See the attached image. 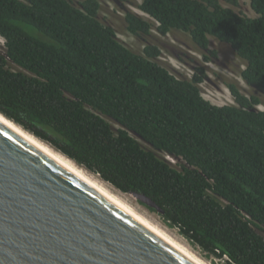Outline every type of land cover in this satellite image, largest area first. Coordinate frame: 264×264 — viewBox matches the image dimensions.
Returning a JSON list of instances; mask_svg holds the SVG:
<instances>
[{
    "label": "trees",
    "instance_id": "obj_1",
    "mask_svg": "<svg viewBox=\"0 0 264 264\" xmlns=\"http://www.w3.org/2000/svg\"><path fill=\"white\" fill-rule=\"evenodd\" d=\"M248 3L253 18L237 0H141L152 22L119 19L135 38L186 37L205 61L211 43L228 46L251 93L228 85L234 103L216 106L201 95L202 65L172 74L156 39L134 52L99 0H0V114L115 190L151 199L206 259L264 264V0Z\"/></svg>",
    "mask_w": 264,
    "mask_h": 264
},
{
    "label": "water",
    "instance_id": "obj_2",
    "mask_svg": "<svg viewBox=\"0 0 264 264\" xmlns=\"http://www.w3.org/2000/svg\"><path fill=\"white\" fill-rule=\"evenodd\" d=\"M0 264L203 263L0 118Z\"/></svg>",
    "mask_w": 264,
    "mask_h": 264
},
{
    "label": "rangeland",
    "instance_id": "obj_3",
    "mask_svg": "<svg viewBox=\"0 0 264 264\" xmlns=\"http://www.w3.org/2000/svg\"><path fill=\"white\" fill-rule=\"evenodd\" d=\"M238 5L241 8L243 14L247 17L253 18L254 15L249 9L248 0H237ZM101 9L99 17L102 19L105 17L106 23L114 25L116 36L118 40L129 46L134 52H141L146 41L157 40V44L160 48V56L158 63L166 67L172 74L178 76H191L196 64L202 65L205 69V81L200 85L202 97L216 106L232 105L233 99L227 89L228 85L236 86L241 94L245 96L250 95V89L246 86L243 80L240 78L239 73L243 70L242 62L237 59L231 49L223 44L211 43L210 50L215 52L214 59L205 61L195 48H191L190 52L188 49V39L185 37L184 40L179 43L180 37L178 35L169 34L166 37L155 35L151 33L149 38H135L128 34L122 27V20L124 12H131L136 16L143 18L149 22H152L145 14H143L137 6L141 3V0H99ZM224 7V4H221ZM238 7V8H239ZM237 12V9L233 10ZM119 22V24H118ZM3 40L0 38V49L3 47ZM264 111V99L262 105L257 107ZM173 164L175 161L167 159ZM94 175V174H93ZM97 177V175H94ZM98 178V177H97ZM99 179V178H98ZM100 180V179H99ZM101 181V180H100ZM106 184V183H105ZM111 187L109 184H107ZM112 188V187H111ZM114 189V188H112ZM115 190V189H114ZM117 191V190H115ZM126 204L131 206L136 212L142 214L152 224L158 226L164 230L172 239L182 244L190 252L195 254L200 259L204 260L208 264H224L215 258H205L196 248L192 247L184 238H182L175 229L166 227L157 212H150L144 206L140 205L133 197L128 194H123L117 191ZM260 234L264 236V231H260Z\"/></svg>",
    "mask_w": 264,
    "mask_h": 264
},
{
    "label": "bare ground",
    "instance_id": "obj_4",
    "mask_svg": "<svg viewBox=\"0 0 264 264\" xmlns=\"http://www.w3.org/2000/svg\"><path fill=\"white\" fill-rule=\"evenodd\" d=\"M0 118L2 120H4L6 123H8L10 126H12L13 128H15L16 130H18L19 132H21L23 135H25L26 137H28L29 139H31L33 142H35L36 144H38L40 147H42L43 149H45L46 151H48L50 154H52L53 156H55L56 158H58L60 161H62L63 163H65L66 165H68L69 167H71L73 170H75L76 172H78L79 174H81L82 176H84L85 178H87L88 180H90L92 183H94L95 185H97L98 187H100L101 189L105 190L106 192H108L110 195H112L113 197H115L116 199H118L119 201H121L122 203H124L126 206H128L129 208H131L132 210H134L131 206H129L128 204H126V202L120 198L121 196H119L120 194L115 191L114 189H112L111 187H109L107 184L103 183L102 181H100L96 176H94L93 174H90L89 172L85 171L84 169H81L80 167H77L76 165H74L71 161H69L68 159H66L64 156L59 155V153L53 151V149H50V147L44 145L43 143L39 142L38 140L34 139L31 135H29L28 133H26L25 131H22V129H20L19 127H17L16 125H13V123H11L10 121L6 120L4 117H2L0 115ZM135 211V210H134ZM136 212V211H135ZM137 214H139L138 212H136ZM142 218H144L146 221H148L145 217L142 216V214H139ZM149 223H151L150 221H148ZM152 224V223H151ZM154 225V224H152ZM155 227L159 228L158 226L154 225ZM160 230H162L161 228H159ZM164 233H166L164 230H162ZM167 234V233H166ZM168 235V234H167ZM169 236V235H168ZM180 244V243H179ZM181 246H183L182 244H180ZM184 247V246H183ZM185 248V247H184ZM186 250H188L187 248H185ZM189 251V250H188ZM190 252V251H189ZM193 256H195L200 262H202L203 264H208V262L206 263L204 260L200 259L199 257H197L195 254H193L192 252H190Z\"/></svg>",
    "mask_w": 264,
    "mask_h": 264
},
{
    "label": "flooded vegetation",
    "instance_id": "obj_5",
    "mask_svg": "<svg viewBox=\"0 0 264 264\" xmlns=\"http://www.w3.org/2000/svg\"><path fill=\"white\" fill-rule=\"evenodd\" d=\"M212 59H214V58H212ZM194 67H195V66H194ZM194 67H193V68H194Z\"/></svg>",
    "mask_w": 264,
    "mask_h": 264
},
{
    "label": "clouds",
    "instance_id": "obj_6",
    "mask_svg": "<svg viewBox=\"0 0 264 264\" xmlns=\"http://www.w3.org/2000/svg\"><path fill=\"white\" fill-rule=\"evenodd\" d=\"M140 11V10H139Z\"/></svg>",
    "mask_w": 264,
    "mask_h": 264
}]
</instances>
